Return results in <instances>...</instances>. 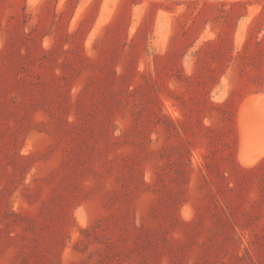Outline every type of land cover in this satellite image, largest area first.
I'll return each mask as SVG.
<instances>
[{
  "label": "rangeland",
  "instance_id": "obj_1",
  "mask_svg": "<svg viewBox=\"0 0 264 264\" xmlns=\"http://www.w3.org/2000/svg\"><path fill=\"white\" fill-rule=\"evenodd\" d=\"M263 145L264 0H0V264H264Z\"/></svg>",
  "mask_w": 264,
  "mask_h": 264
},
{
  "label": "bare ground",
  "instance_id": "obj_2",
  "mask_svg": "<svg viewBox=\"0 0 264 264\" xmlns=\"http://www.w3.org/2000/svg\"><path fill=\"white\" fill-rule=\"evenodd\" d=\"M252 103H253V102H252ZM260 105H261V104H260ZM256 106H257V105H256ZM254 108H255V107H254ZM256 108H257V107H256ZM252 111H253V110H252ZM261 111H263V110H260L259 112H261ZM253 112H254V111H253ZM258 114H259V113H258ZM260 115H261V114H260ZM250 117H251V116H250ZM251 123H252V122H251ZM260 123H261V122H260ZM248 124H249V123H248ZM258 124H259V123H258ZM247 128H248V126H247ZM254 128L256 129V127H254ZM254 128H253V129H254ZM249 129H250V128H249ZM250 130H251V129H250ZM241 131H242V130H241ZM247 131H248V130H247ZM252 131H253V130H252ZM245 132H246V131H245ZM252 133H253V135L255 134L254 132H251L250 134L252 135ZM243 134H244V133H243ZM250 134H249V135H250ZM247 135H248V134H247ZM255 135H256V134H255ZM255 135H254V137H255ZM257 135H259V134H257ZM260 136H261V134H260ZM239 137H240V135H239ZM241 138L243 139V137H241ZM246 138H247V137H246ZM248 138H249V137H248ZM252 138H253V137H252ZM252 138H251V139H252ZM249 139H250V138H249ZM257 139H258V138H257ZM243 140H244V139H243ZM247 140H248V139H247ZM241 141H242V140H241ZM251 141L253 142V140H251ZM254 141H255V140H254ZM247 142H248V141H246V143H247ZM249 142H250V140H249ZM242 143H244V142L242 141ZM242 143H241V144H242ZM250 143H251V142H250ZM244 145H245V144H244ZM246 145H247V144H246ZM252 145H253V144H252ZM241 146H242V145H241ZM261 146H262V145H261ZM263 146H264V145H263ZM248 147H249V146H248ZM240 149H241V148H240ZM242 149H243V148H242ZM245 150H246V149H245ZM262 150H264V149H262ZM246 152H247V151H246ZM254 152H255V151H254ZM263 152H264V151H263ZM251 153H252V152H251ZM238 154H239V153H238ZM244 154H245V153H244ZM260 154H262V153H260ZM249 155H250V154H249ZM255 156H256V158H258L257 155H255ZM239 158H240V157H239ZM248 158H250V157H248ZM254 158H255V157H254ZM256 158H255V159H256ZM255 159H254V160H255ZM252 160H253V159L250 158L248 161H252ZM243 161L245 162V164H247V163H246V161H247L246 159H245V160L242 159V162H243ZM250 163H251V162H250ZM248 164H249V163H248Z\"/></svg>",
  "mask_w": 264,
  "mask_h": 264
}]
</instances>
